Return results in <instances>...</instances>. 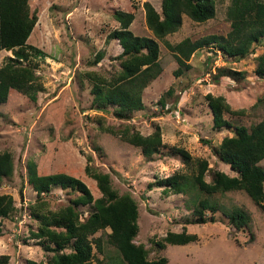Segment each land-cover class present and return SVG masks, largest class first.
I'll use <instances>...</instances> for the list:
<instances>
[{
	"label": "rangeland",
	"instance_id": "rangeland-1",
	"mask_svg": "<svg viewBox=\"0 0 264 264\" xmlns=\"http://www.w3.org/2000/svg\"><path fill=\"white\" fill-rule=\"evenodd\" d=\"M145 2L161 11L162 0H31L38 21L28 42L49 55L33 59L44 88L38 101L11 90L8 101L0 104V153L11 152L15 162L14 175L0 185V194L12 195L16 204L13 217L3 221L0 236V254L10 256L9 264H27L29 259L47 262L52 254L33 236L39 223L31 210L38 195L28 181L30 163L41 173L64 172L82 179L95 198L102 193L86 173V166L110 173L113 186L121 194L130 192L138 201L140 230L135 241L150 249V259L166 256L170 264H264V211L245 190L212 197L227 209L238 206L251 214L248 227L237 230L220 212L216 222L189 223L193 199L201 196L192 185L185 194L170 195L163 193L162 186H150L178 170L192 173L179 156L167 154L170 146L185 147L195 160L207 159L213 169L236 174L213 151V146L233 135V131L213 129L207 94L226 98L231 111L225 117L233 124L251 127L264 119V78L255 73L256 58L264 52L263 45H256L244 58L228 57L206 47L192 56V68L179 77L174 74L177 60L166 45L186 37L195 40L209 34L227 36L231 30L227 12L232 0H216V16L206 22L185 15L179 31L158 39L162 73L143 90L146 107L136 112L130 122L144 135L161 126L165 147L160 155L147 159L140 148L100 128L103 118L106 124L125 121L115 118L111 108L101 111L92 105L91 85L84 72L113 70L117 63L116 56L123 49L118 40L108 38L120 25L113 16L115 9L134 11L133 32L155 38L146 23ZM100 51L105 57L92 64ZM12 55V51H0V67ZM222 66L241 71L244 76L239 80L230 76L216 78ZM170 87L174 93L162 106L159 100ZM260 164L264 167V159ZM207 180H211L210 173ZM78 195L77 191L55 187L43 196L46 209L57 210ZM91 208L81 207L83 217ZM184 229L197 234L198 239L186 245H168L166 249L152 244L153 238L160 240L168 231ZM110 232L107 228L94 235L102 238L104 253L95 247L93 264H120L119 252L108 242Z\"/></svg>",
	"mask_w": 264,
	"mask_h": 264
},
{
	"label": "trees",
	"instance_id": "trees-1",
	"mask_svg": "<svg viewBox=\"0 0 264 264\" xmlns=\"http://www.w3.org/2000/svg\"><path fill=\"white\" fill-rule=\"evenodd\" d=\"M144 9L147 26L155 38L133 32L134 11L115 9L113 16L120 25L109 33L108 38L118 40L123 50L116 56L113 70H87L84 78L91 85L92 105L101 111L111 108L115 118L125 121L106 124L103 118L99 121L100 128L140 148L143 155L151 160L165 147L161 126L157 125L152 133L144 135L130 121L136 112L146 107L143 90L162 73L158 39L179 31L185 15L197 22L214 18L217 7L216 0H162L161 11L150 2L144 3ZM227 15L231 21L227 36L209 34L195 40L186 37L178 43H166L178 63L174 71L177 77L192 68L190 59L206 47L228 57L244 58L256 45L264 46V0H232ZM37 21L38 15L31 9V0H0V51L13 53L0 67V104L8 101L11 90L23 93L33 102L38 101L40 92L44 90L33 59H43L49 54L28 42ZM104 57L105 53L100 51L91 63L96 64ZM256 60L255 73L264 78V52ZM214 76H230L239 80L244 75L241 71L222 66ZM173 93L174 89L170 87L159 103L166 106L167 96ZM206 100L213 115V129L229 128L233 131V135L225 136L219 145L213 146V151L236 174L232 176L213 169L207 159L195 160L185 147L170 146L167 154L179 156L192 173L178 170L150 186H162L163 193L170 195L185 194L192 185L201 196L193 199L189 223L216 222L220 212L228 218L230 225L241 230L250 224L251 214L238 206L227 209L212 197L218 193L245 190L264 211V167L260 164L264 159V119L251 127L233 124L225 117L231 106L224 96L209 93ZM14 172L12 153H0V185ZM86 173L96 181L101 197L95 198L86 182L76 176L64 172L41 173L34 163H30L28 181L38 195L31 210L39 223L33 236L39 238L43 249L52 254L47 262L29 259L27 264H93L95 247L99 253H104L102 238L94 235L107 228L111 229L108 242L119 252L120 264H170L166 256L150 259V249L145 244L136 243L140 225L139 204L134 196L130 192L121 194L113 186L110 173L91 165L86 166ZM208 173L211 174L210 181L207 180ZM55 187L71 189L79 195L62 208L46 209L43 195ZM89 205L92 208L88 216L83 217L81 207ZM15 211L14 197L0 194V236L3 235V221L13 217ZM197 239V234L184 229L181 232L168 231L162 239L153 238L151 241L158 249H166L168 245H186ZM9 263L10 256L0 254V264Z\"/></svg>",
	"mask_w": 264,
	"mask_h": 264
}]
</instances>
